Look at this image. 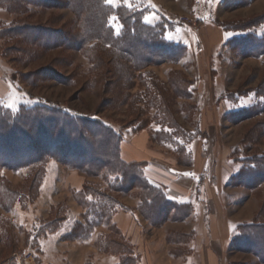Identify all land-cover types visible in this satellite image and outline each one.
I'll return each instance as SVG.
<instances>
[{"label": "rangeland", "instance_id": "374dc122", "mask_svg": "<svg viewBox=\"0 0 264 264\" xmlns=\"http://www.w3.org/2000/svg\"><path fill=\"white\" fill-rule=\"evenodd\" d=\"M14 1L0 0L4 107L103 121L121 136L119 158L143 165L166 199L183 207L157 199L142 209L144 193L130 180L118 191L116 175L70 167L102 163L110 151L88 134L99 130L78 122L91 139L82 162L62 159L50 136L41 143L56 160L42 171L0 166V264H264V0H106L115 34L122 30L115 10L127 7L182 48L155 51L148 40L135 41L140 61L143 52L177 58L139 68L94 31L76 47L83 24L69 0ZM251 40L260 54L244 50ZM138 133L146 142L137 149L130 141ZM128 149L139 160L126 161ZM4 150L0 159L12 164L37 152ZM172 174L195 178L194 188ZM83 194H91L86 204L110 205V217L115 211L90 237Z\"/></svg>", "mask_w": 264, "mask_h": 264}, {"label": "trees", "instance_id": "16d2710c", "mask_svg": "<svg viewBox=\"0 0 264 264\" xmlns=\"http://www.w3.org/2000/svg\"><path fill=\"white\" fill-rule=\"evenodd\" d=\"M21 1L22 0H16L14 2L19 4ZM68 5H70V8L82 20L83 24L82 32L76 33L75 41L78 43L76 45L78 48H82V45H85L92 36H95V39H98L100 43L113 48L115 51L128 58L138 68L150 65L153 60H177V58H170L164 54H148L143 52L144 59H141L142 61H140L139 53L141 48L134 45L135 41L141 39L148 40V45L152 49H155V51H169V49H171V51L172 49L181 51L182 49H180L177 44L168 41L164 37L163 28L161 26L147 25L142 20V13L134 9L119 7L115 10L122 25L121 33L117 35L108 24L112 7L106 3V0H69ZM89 31H94L92 36L89 35ZM253 39L257 40L258 37L254 36ZM71 41L73 42L74 40L66 39V45H69ZM247 44L249 45L244 50L250 51L252 49L254 50L253 54H260V51L256 50L260 43H255L251 40V42H248ZM94 48L95 47L92 48V52ZM91 58H93V56H91ZM95 60H99V58ZM120 76L123 81V74L121 73ZM127 76H129V73ZM48 110L39 106L22 105L17 112H11L4 107L2 102H0V153L4 155L3 152H6L4 149H12L11 152L13 153H16L17 150L24 152L29 151L32 154L34 153L32 152L33 150L37 151L35 156L30 154L34 157H31L26 162L19 161L18 163L12 164V162L2 161L0 159V166L5 168L42 167L40 170L42 171L48 160L55 159V156L51 155L49 151H46L48 149H45L41 143L42 141L47 140L46 138H49L50 136L54 145L58 144L59 149L61 148V154L63 155L62 159H64V157L68 159V155H71L74 160L81 161L80 159L86 157L85 154L87 155L89 153V146L91 143V139L87 140L85 133L80 131L78 122H81L89 127L93 126L99 130L98 132H94V130L88 131V134L106 140L109 148L108 150L110 151H108L106 160L102 163L90 165L89 163L75 164L69 162L68 165L70 167H75L86 172L97 171L107 177L116 175L118 181L121 180L118 182L119 189H116L118 191L124 190V188L120 186L123 184L125 185L126 181L130 180L129 185L132 188H140L144 193L143 197L140 198V207L142 209L144 208L148 210L153 205H158L159 203L157 202V199L161 200L162 204L159 205L167 206L169 209L179 210L180 207H183L179 204H172L170 200L166 199V190L163 187L161 190L156 188L157 185H154L146 176L143 170V165L136 164V166H132L119 158L118 149L121 142V136L114 131V129L107 127L103 121L90 119L85 116H71L69 113L65 112L60 113V115L57 116H51L48 113ZM65 137H69L67 140L68 145L67 143L65 144V142H62ZM68 146H71V149L76 148L71 152L67 151V153H65ZM41 149L43 151H41ZM89 159L92 161H98L97 157L93 156ZM88 195L83 194V199H81V201H85L84 199ZM6 198V195L2 191V199L5 201ZM83 201L81 204L85 207L84 209H86L87 228L85 233L90 237V233L92 232V230H90L91 227H97L101 224L108 225V221L110 222L115 211H113L112 216L110 217L108 214L112 209L110 205H106V203L102 204V202V205L95 202L86 204V201L85 203ZM178 214L181 216L182 213L180 214L178 212ZM95 219H100L101 221L96 224L94 221ZM104 221L107 222L103 223ZM112 226H115V224H112Z\"/></svg>", "mask_w": 264, "mask_h": 264}, {"label": "crops", "instance_id": "0c3cea01", "mask_svg": "<svg viewBox=\"0 0 264 264\" xmlns=\"http://www.w3.org/2000/svg\"><path fill=\"white\" fill-rule=\"evenodd\" d=\"M138 139V140H137ZM131 143L130 144H132V146L134 147V148H137V147H141L142 146V142H144V144H145V142H146V136H145V134H139L138 133V135L137 136H135V138H132L131 139V141H130ZM129 143V142H128ZM131 146H128L127 148H130ZM138 149V148H137ZM139 151V150H138ZM143 152V151H142ZM142 152H140L142 155L144 154V152L142 153ZM138 156V155H137ZM132 157V155L130 154V150L128 149V150H124L123 151V157H124V159L126 160V161H130V160H139V158L138 157ZM46 178V177H45ZM172 178L175 180H179V184H181V183H185L186 181H192L191 182V184L189 185L190 187L187 189V190H189V189H191V188H194V185H195V183H196V180H195V178H193V177H184V176H181V175H178V174H172ZM179 187V186H178ZM180 188V187H179ZM118 217H119V215H118ZM122 220H124V219H122Z\"/></svg>", "mask_w": 264, "mask_h": 264}, {"label": "snow or ice", "instance_id": "6c2138e0", "mask_svg": "<svg viewBox=\"0 0 264 264\" xmlns=\"http://www.w3.org/2000/svg\"><path fill=\"white\" fill-rule=\"evenodd\" d=\"M109 3H115L116 0H108Z\"/></svg>", "mask_w": 264, "mask_h": 264}]
</instances>
